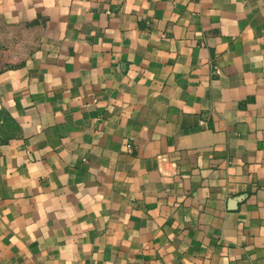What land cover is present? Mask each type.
I'll return each instance as SVG.
<instances>
[{
	"label": "crops",
	"instance_id": "crops-1",
	"mask_svg": "<svg viewBox=\"0 0 264 264\" xmlns=\"http://www.w3.org/2000/svg\"><path fill=\"white\" fill-rule=\"evenodd\" d=\"M0 264H264V0H0Z\"/></svg>",
	"mask_w": 264,
	"mask_h": 264
}]
</instances>
